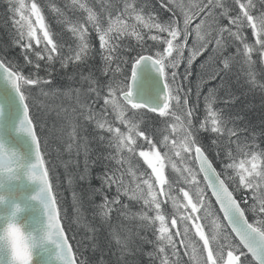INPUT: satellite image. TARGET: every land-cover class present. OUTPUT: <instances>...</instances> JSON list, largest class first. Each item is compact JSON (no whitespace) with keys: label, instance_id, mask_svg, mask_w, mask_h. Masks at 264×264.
I'll list each match as a JSON object with an SVG mask.
<instances>
[{"label":"snow or ice","instance_id":"obj_1","mask_svg":"<svg viewBox=\"0 0 264 264\" xmlns=\"http://www.w3.org/2000/svg\"><path fill=\"white\" fill-rule=\"evenodd\" d=\"M6 3L7 48L19 52L0 49V264H264V127L257 136L245 114L219 107L239 100L227 84L236 64L264 63V0H159L165 16L148 0H123L106 15L80 3L88 15L70 44L39 0ZM58 70L76 87L54 83ZM64 88L76 100L67 146L78 155L83 142L86 161L90 141L101 149L91 162L101 166L99 215L140 221L139 232L110 233L111 255H97L95 229L74 254L62 223L71 216L42 125L43 98Z\"/></svg>","mask_w":264,"mask_h":264},{"label":"trees","instance_id":"obj_2","mask_svg":"<svg viewBox=\"0 0 264 264\" xmlns=\"http://www.w3.org/2000/svg\"><path fill=\"white\" fill-rule=\"evenodd\" d=\"M25 1L26 3L31 2V0ZM122 1L123 0H78L79 3L74 5L72 0H39V3L45 11L46 23L60 34V39L66 44H70L75 39L70 31L71 27L77 23H83L88 15L83 9L80 10V2L91 8L97 15L101 12H104L106 15L107 8L116 4H121L123 3ZM133 2H136V0H133ZM148 3L157 10V15H167V10L160 7L159 0H148ZM102 5L103 7H101ZM6 8V0H0V49L7 48L8 44L11 42L12 33L14 31L9 21V14L6 12ZM56 9H59V11H56ZM168 15H170V13H168ZM96 43L98 44V41H96ZM133 43H135L134 40ZM7 50L13 57L19 52L16 48H7ZM205 56H207V53H205ZM203 59L204 57H200L193 64V84L201 71L199 65ZM253 60H256L255 55L253 56ZM62 71L58 70L54 73L56 76L54 83H59L61 85L72 84L76 87L75 82L70 77L63 75ZM249 72H254L256 74L255 78L258 83H264V63L256 61L251 69L243 62L236 64L227 77V84L229 91L238 96L239 100L235 104L225 105L221 103L219 107L224 108L226 113L235 114L241 112L245 114L244 122L247 123L249 127L255 128L258 136L259 129L264 127V123H262V121H264V93L260 91L259 87L250 86L248 82ZM216 83L217 81L214 80L209 84H205L203 86V92L206 93L208 88ZM220 95L222 97L225 96V92L221 91ZM194 102L195 87H193V96L189 103L192 104ZM43 103L47 106L48 111L44 116L47 123L42 125V127H44L45 130H52L48 137L49 143L45 146L47 152L46 163H51L53 165L50 177L54 172L56 177L54 183L59 190L60 206L71 216L70 224L67 221V217L62 220V223L66 225L65 230L73 246L74 253H77V241H81L83 245H87L90 242L88 237L93 235L92 230L95 229V236L99 244L97 255H99L100 251H103L105 255H111V253L115 251V243L114 241L111 243L109 242L111 239L110 233L114 231L128 235L133 231L139 232L140 221L126 219L124 217H120V219L117 220L115 214H112L108 222H105L99 215L97 205L101 202V197L99 195H93V190L98 189L100 186L98 176L101 171V166L99 164H91V162L97 159L101 149L97 147L95 141H90L89 153L86 161L83 142H81L78 155L75 145H73L71 149L67 146L68 134L72 132V128L68 123V116L71 107L76 104L74 94L67 88L55 90L54 94L43 98ZM201 107H203L202 104ZM83 135H87V133H83ZM86 163L91 165L87 169V173H85ZM167 171H170V169L166 170V172ZM82 175H87V179H81ZM73 193L78 197L77 200L73 199ZM138 207L139 205H137V208ZM137 208H133L131 211L136 212ZM72 237H75V239H72ZM81 250H83V248ZM90 255V252H85V257ZM111 259L115 261V256H111ZM144 259L147 260V256H145ZM137 264H139V260Z\"/></svg>","mask_w":264,"mask_h":264},{"label":"bare ground","instance_id":"obj_3","mask_svg":"<svg viewBox=\"0 0 264 264\" xmlns=\"http://www.w3.org/2000/svg\"><path fill=\"white\" fill-rule=\"evenodd\" d=\"M123 2V1H122ZM79 3V2H78ZM81 3V2H80ZM83 3H84V1H83ZM105 3V2H104ZM154 5V4H153ZM155 7V6H154ZM159 8V7H158ZM77 9V8H76ZM81 10V9H80ZM160 10V9H159ZM161 11V10H160ZM66 14V13H65ZM167 15H168V13H167ZM83 16V15H82ZM78 17V16H77ZM70 18V17H69ZM85 18V17H84ZM76 21H77V19H76ZM79 21V20H78ZM81 22V21H80ZM74 24V23H73ZM70 25V24H69ZM72 26V25H71ZM70 28V27H69ZM65 34V33H64ZM71 34V33H70Z\"/></svg>","mask_w":264,"mask_h":264},{"label":"water","instance_id":"obj_4","mask_svg":"<svg viewBox=\"0 0 264 264\" xmlns=\"http://www.w3.org/2000/svg\"><path fill=\"white\" fill-rule=\"evenodd\" d=\"M0 87H3V81L2 80H0ZM214 199V198H213ZM218 207V206H217ZM66 235H67V233H66ZM69 243H70V241H69ZM71 244V243H70ZM73 252H74V250H73ZM75 254V253H74Z\"/></svg>","mask_w":264,"mask_h":264},{"label":"rangeland","instance_id":"obj_5","mask_svg":"<svg viewBox=\"0 0 264 264\" xmlns=\"http://www.w3.org/2000/svg\"><path fill=\"white\" fill-rule=\"evenodd\" d=\"M25 3H26V1H25ZM145 167H146V165H145Z\"/></svg>","mask_w":264,"mask_h":264}]
</instances>
